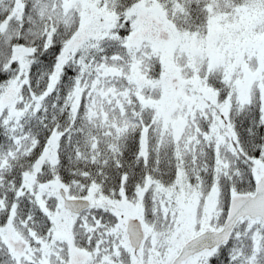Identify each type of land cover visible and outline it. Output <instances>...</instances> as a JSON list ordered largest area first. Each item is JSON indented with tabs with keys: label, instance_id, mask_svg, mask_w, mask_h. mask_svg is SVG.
<instances>
[{
	"label": "snow or ice",
	"instance_id": "snow-or-ice-1",
	"mask_svg": "<svg viewBox=\"0 0 264 264\" xmlns=\"http://www.w3.org/2000/svg\"><path fill=\"white\" fill-rule=\"evenodd\" d=\"M0 264H264V0H0Z\"/></svg>",
	"mask_w": 264,
	"mask_h": 264
}]
</instances>
